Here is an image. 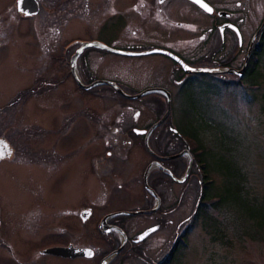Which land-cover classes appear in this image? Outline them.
I'll return each mask as SVG.
<instances>
[{"label":"rangeland","instance_id":"obj_1","mask_svg":"<svg viewBox=\"0 0 264 264\" xmlns=\"http://www.w3.org/2000/svg\"><path fill=\"white\" fill-rule=\"evenodd\" d=\"M10 1L0 0V137L8 142L14 157L0 166V182L9 187L11 195H21L19 200L41 201L38 222L42 229L26 243L33 244L40 235L44 238V231L45 238L53 242V213L49 207V201L53 204L51 194L59 199L70 196L60 188L53 191V168L57 167L53 164L59 167L63 162L64 165L55 178H72V199L63 202L70 203L73 209L85 200L83 185L87 178L89 184H103L100 189L90 188L92 193L98 194L93 201L100 209L107 207L110 198H120L131 191L135 194L129 197V203H135L143 196L141 180L157 171L147 166V160L150 161L146 154L147 139L143 141L129 132L132 147L127 151L130 159L105 161L102 154L98 157L103 164L90 165L86 175L87 153L109 150L113 145L112 139L121 136V130L114 133L109 129L124 125L123 121L136 129L153 123L157 114L151 107V98L157 95L129 99L106 85L89 92L75 88L72 80L64 74L65 66L56 65L53 61L55 46L58 48L67 39L62 36L53 41V14L44 15L39 26L35 20L18 21L19 32L17 26L3 23L6 20L5 8L13 3ZM105 60L121 65L111 68L104 65L97 71L87 72V76L112 82L128 96L145 90L148 74L135 67L134 61L118 57ZM77 75L79 80L83 79L82 72ZM254 77V85L243 87L224 86L220 84L219 77L195 78L190 87L180 91L179 99L170 104L165 127L170 126L174 133L159 127L161 124L150 133L152 138H158L156 144L148 141L149 148L169 149V154L177 153V149L181 151L185 146L182 139L195 138L196 143L192 142L194 153L198 154L199 142L204 158L203 168L193 157L194 162L187 175L185 169L189 154L186 153L187 159L175 160L179 164L183 162L182 173L186 178L178 180L180 184L170 181L168 214L137 219V234L150 239L154 260L161 257L168 246L171 250L177 244L176 237L187 230V247L176 255L171 264H264V49ZM35 82L38 85L36 95L26 101L18 100L23 96L19 93ZM84 82L87 81L84 79ZM17 93L19 95L16 96ZM159 108L158 114L163 113L165 106ZM136 117L137 121L134 120ZM117 119L121 121L117 122ZM175 139L180 140L183 146H179ZM58 153L61 157H57ZM66 153L70 156L66 157ZM180 153L179 157L182 156ZM170 157L166 159L178 158L176 155ZM204 175L212 180L208 189L211 200L218 201V196L223 199L215 208L209 206L208 201L204 204L201 201ZM132 182L137 185L130 186ZM108 183L123 184L112 188L107 186ZM110 204L113 206L114 203ZM199 205L203 209L205 207V215L189 230ZM144 213H153V210ZM58 220L66 218L59 217ZM7 233L16 237V241H23L21 233L16 230H0L1 236L6 237ZM88 238L95 246L100 247L104 242L96 239L92 230ZM155 239L159 240L156 244ZM43 261L47 264L53 262Z\"/></svg>","mask_w":264,"mask_h":264},{"label":"flooded vegetation","instance_id":"obj_2","mask_svg":"<svg viewBox=\"0 0 264 264\" xmlns=\"http://www.w3.org/2000/svg\"><path fill=\"white\" fill-rule=\"evenodd\" d=\"M11 1L12 5L5 8L6 20L3 23L17 26L19 32L18 21L35 20L39 26L44 15L53 14V41L55 42L56 37H67L61 46H55L53 61H56V65L65 66L64 74L72 80L75 88L89 92L100 85L85 90L84 87L99 82L97 78H89L87 72L97 71L104 65L108 68L121 65L119 62L105 60L107 57L134 61L135 67L148 74L143 92L149 91L147 94L157 95L151 98V107L156 112L157 119L142 129L127 126L125 121L122 126L111 127L109 130L114 133L121 130V136L112 139L113 145L109 146V150L98 149L93 154L87 153L86 175L90 165L103 164L99 161L101 157H98L102 154L105 161L112 158L130 159L127 151L132 147L129 132L141 137L143 141L147 139L146 154L150 158L147 166L157 171L141 180L144 194L139 200L129 203V197L135 194L131 191L120 198H110L106 210L95 204L93 199L98 194L90 191L91 187L100 189L103 184H89L87 178L83 185L85 200L73 209L70 203L63 202L72 199V178H55L64 165L63 162L59 167L53 164L57 166L53 168V191L60 188L70 196L59 199L51 194L53 204L49 201V207L53 213V242L45 238L44 231V238L40 235L34 239L33 244L26 242L32 241L29 238L36 236L42 229L38 222L41 215L40 199L19 200L21 195H11L9 187L0 182V230H16L21 233L23 240L18 242L16 237L8 233L6 237L0 234V264H47L43 261L47 259L53 261L49 264H169L170 247L154 260L150 239L137 234V219L168 214L169 209L166 208L169 207L170 181L180 184L178 180H183L185 175H179L183 162L179 164L175 160L187 159L189 154L185 169L189 171L194 162L193 157L195 158L192 142L196 141L191 137L182 139V142L179 140L185 147L175 139L183 148L181 151L177 149L175 154H169V149H159L157 146L149 148L148 141L152 140L156 144L158 136L152 138L150 134L146 138V133L162 119L168 104L178 100L180 91L190 87L195 78L219 77L220 84L224 86L243 87L255 84L254 76L264 49V0H202V3L212 9L211 12L205 11L193 0H30L31 9L27 4L19 7L20 0ZM34 8L35 13L25 14ZM143 53L148 54L141 55ZM80 72L83 79L79 80L77 74ZM37 86V82L33 86L29 85L19 93L23 96L18 100L26 101L35 96ZM108 88L114 90L112 87ZM160 106H165L162 114H158ZM134 120L137 121V117ZM116 121L120 122L121 119ZM165 124L167 118L159 127L174 133ZM143 131L144 133H137ZM118 143L121 145L117 146ZM0 144L3 145L5 154L0 159L1 166L14 157V154L4 137H0ZM180 152L182 156L173 160L166 159L177 156ZM59 154L57 157H61ZM67 156H70L69 153H66ZM70 161L71 159L68 162ZM171 174L174 178L170 177ZM122 184L108 183L107 186L116 188L122 187ZM135 185L137 183H130L132 187ZM37 186L40 187L41 184L38 183ZM111 202L114 203L113 206ZM151 210L153 213H144ZM59 217H65L66 220L59 221ZM91 230L96 239L104 240L103 244L101 242L102 246H95L89 240ZM158 241L155 239L154 244ZM68 247L91 250L92 256L71 258L42 254L47 249ZM109 256L112 258L107 259Z\"/></svg>","mask_w":264,"mask_h":264},{"label":"trees","instance_id":"obj_3","mask_svg":"<svg viewBox=\"0 0 264 264\" xmlns=\"http://www.w3.org/2000/svg\"><path fill=\"white\" fill-rule=\"evenodd\" d=\"M164 111H165V109L163 110V112ZM160 114H162V112ZM192 139L195 140V138H192ZM201 145L202 144H199V142H198V146H197L198 147V149H197L198 154L195 155V158H196V162L198 164H200V165L202 164V167L204 168V158H203V155H202L203 154V147ZM182 171L183 170H181L179 172V175L182 173ZM206 177L207 176L204 175L203 180L201 181L202 182L201 183V185H202V187H201L202 188L201 189V198H202L201 201H202L203 204L208 201V203L211 204L209 206H211L212 208H215L217 205H219L222 202L223 199H222V197L218 196L219 197L218 201H212L211 200L212 197H209L208 189L212 186V180L211 179L208 180ZM204 211H205V207H204V209H203V207H201V205H199V206L196 207L195 214H194V216L192 218L191 224H189V226H188L189 230H191V228H193L198 223V221L200 220V218L205 215ZM187 234H188V231L187 230H184L182 235H179L178 237H176V243L177 244H174L173 247H172V249H171V251H170V254H169L170 257H169V260H168V263L169 264L173 263V261L175 260L176 255L183 248L187 247V243H186V241H187V239H186L187 238Z\"/></svg>","mask_w":264,"mask_h":264},{"label":"water","instance_id":"obj_4","mask_svg":"<svg viewBox=\"0 0 264 264\" xmlns=\"http://www.w3.org/2000/svg\"><path fill=\"white\" fill-rule=\"evenodd\" d=\"M23 4H27L29 6L28 8H30V9L32 8L30 0H23V3L19 2L18 5H19V7H21ZM35 7H36V4H35ZM26 12H28L27 14H33L36 11H35V8H34V10H32V11H26ZM145 54H148V53H143L141 55H145ZM183 66H185V65H183ZM96 85H106V86L112 87L119 95H121L124 98H129V99L139 98V97H141V96H143V95H145V94H147L149 92V91H145V92L140 93L139 95L128 96V95H125L122 91L118 90L116 88V86L112 82H108V81H99V82H96V83H94L92 85H89V86L84 87V89L85 90H89L90 88H92V87H94ZM169 114H170V105L168 104L166 113L164 114V116L162 117V119L160 121H158L155 125H153L149 129V131L146 133V138H148L149 134L157 126H159L160 124H162L165 121V119L169 116ZM137 133H144V131L143 132H137ZM3 150H4V147H3L2 144H0V151L3 152ZM3 156H5V154H3ZM176 157H179V155H177ZM170 158H175V157H170ZM187 174H188V170H187L186 175ZM186 175L184 176V178H186ZM171 177L173 178L172 175H171ZM86 217L87 216L85 215L84 218L86 219ZM89 253H91V254L89 255ZM42 254L43 255H45V254L53 255L54 254V255H60V256H64V257L75 258V257H81V256L91 257L92 256V251L91 250H88V249H76V248H73V247H68V248H57V249L56 248L55 249L52 248V249H47V250H44L42 252Z\"/></svg>","mask_w":264,"mask_h":264},{"label":"snow or ice","instance_id":"obj_5","mask_svg":"<svg viewBox=\"0 0 264 264\" xmlns=\"http://www.w3.org/2000/svg\"><path fill=\"white\" fill-rule=\"evenodd\" d=\"M20 2L23 3V0H20ZM193 2L199 4L205 11H208V12L212 11L211 8H209L206 4L202 3V0H193ZM25 14H27V13H25ZM2 156H3V152L0 151V158H2ZM90 254L91 253H89V255Z\"/></svg>","mask_w":264,"mask_h":264}]
</instances>
